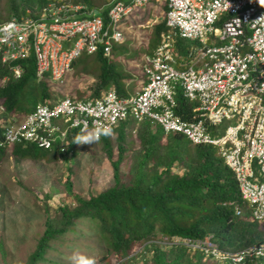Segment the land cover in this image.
I'll return each mask as SVG.
<instances>
[{"label":"built area","instance_id":"obj_1","mask_svg":"<svg viewBox=\"0 0 264 264\" xmlns=\"http://www.w3.org/2000/svg\"><path fill=\"white\" fill-rule=\"evenodd\" d=\"M148 0H109L105 16L82 3L51 0L33 15L0 17V62L9 78L21 76L18 59L32 55L37 76L62 81L81 54L107 55L122 38L120 19ZM166 31L142 56L145 83L129 97L113 89L94 98L64 95L34 105L20 121L4 125L3 139H29L49 147L67 125L98 132L132 116L177 131L193 144H213L232 169L238 191L254 219L264 220V3L261 0H163ZM29 10L26 9V12ZM174 36L195 41L180 56ZM174 37V38H173ZM15 61V62H14ZM195 102L190 118L174 111L176 86ZM0 109L2 105L0 103ZM12 120V119H11ZM221 133H214V129ZM211 244L210 251L219 255ZM207 250V247L204 246ZM264 255L263 245L234 253Z\"/></svg>","mask_w":264,"mask_h":264},{"label":"trees","instance_id":"obj_2","mask_svg":"<svg viewBox=\"0 0 264 264\" xmlns=\"http://www.w3.org/2000/svg\"><path fill=\"white\" fill-rule=\"evenodd\" d=\"M47 1L51 0H5L3 16L18 18L22 14L33 15ZM76 1L88 7L92 5L90 0H73ZM149 6H144V12L139 17L141 23L150 13ZM163 6L165 9V3ZM100 13L104 17L105 9ZM164 30L163 20L152 24L153 43L159 40L160 32ZM181 39L176 40L179 49ZM95 60L99 63V69L94 74L91 95L88 96H95L101 88L110 85L115 87L117 93L124 94V88L119 84L124 76L122 70L109 55H103L100 48L95 53ZM19 62L23 65L22 75L16 79L10 77L0 85V103L4 106L0 109V118L4 119L0 122V139L7 117L13 113L22 115L28 112L38 101L28 98L33 91L40 93L39 100L47 99L51 93L48 92L50 83L45 80L46 76L43 75L44 79L43 76H35L32 56ZM7 69L6 65L0 63V76L6 74ZM175 106L177 113L188 117L192 103H187L178 94ZM117 135L121 138L122 131L118 130ZM77 136L75 130L69 131L68 142L63 149H60L59 141L48 150L39 149L28 142L0 145V158L7 147L8 152L16 157L38 159L52 152L66 154L76 144L73 141ZM136 136L139 148L133 155L129 178L121 181L117 176V160H111L113 185L87 197L73 193L75 203L72 206L62 204L58 206L56 218L46 216L34 247L22 264H35L43 260L49 241L81 218L92 221L105 252L121 257L128 255L133 240L148 239L156 233L168 238L179 236L190 239H202L210 234L218 247L231 251L264 242V222L251 217L250 210L239 196L230 169L214 147L190 144L179 133L163 134L158 126L151 127L147 122L140 124ZM106 138L100 136L105 144ZM117 147L122 150V143ZM173 166L177 169H173ZM64 185L67 191L71 190L68 177ZM236 206L240 208L239 213L235 212ZM139 255L144 258L143 264H203L200 259L205 258L198 248L190 249L182 243L144 244ZM205 259L219 264L207 257ZM245 264H264V258L246 260Z\"/></svg>","mask_w":264,"mask_h":264},{"label":"rangeland","instance_id":"obj_3","mask_svg":"<svg viewBox=\"0 0 264 264\" xmlns=\"http://www.w3.org/2000/svg\"><path fill=\"white\" fill-rule=\"evenodd\" d=\"M107 1L90 0L91 6L105 5ZM148 4L152 19H162L164 2L149 0ZM4 5L5 0H0L1 16L5 15ZM143 12L144 7L134 6L120 20L124 37L120 41L112 42L109 54L123 72L124 76L119 84L127 95H131L144 82L142 55L153 46L152 23L149 26L141 25L140 22L139 17ZM144 22H147V18ZM181 42L182 48L180 47L179 52L183 57L186 54L182 51L193 41L181 39ZM98 69L99 63L95 60V54H82L62 81H49L50 98L64 95L84 98L87 94L91 95L94 74ZM45 80H49V77L46 76ZM28 98L35 102L39 100L40 93L33 91ZM138 125L139 122L131 120L117 123L113 129L114 134L107 136L106 144L100 138L92 144L73 143L69 152L62 155L52 152L43 158L33 159L13 156L8 152V147L5 149L0 158V264H22L27 260L43 229L45 217L56 218L59 213L58 206L62 204L72 206L75 203L73 193L87 197L113 185L111 160H117V176L120 180L129 178L132 158L139 148L136 136ZM118 130L123 131L121 138L117 137ZM88 134L85 131L78 136ZM182 137L188 142L186 137ZM119 143L123 145L122 150L117 147ZM177 167L180 168L178 164ZM173 169L177 168L173 166ZM66 177L71 182L70 191L64 185ZM178 240L177 237L170 239L156 233L149 239L134 241L128 255L120 257L119 254L105 252V246L100 241L92 221L81 218L61 235L52 238L44 259L35 264H75L74 255L83 257L81 264H88L90 260L95 264H143L144 258L139 255V251L145 243L170 244ZM200 260L203 264H213L203 257Z\"/></svg>","mask_w":264,"mask_h":264},{"label":"clouds","instance_id":"obj_4","mask_svg":"<svg viewBox=\"0 0 264 264\" xmlns=\"http://www.w3.org/2000/svg\"><path fill=\"white\" fill-rule=\"evenodd\" d=\"M64 1H67V0H64ZM163 1V0H162ZM72 3H82V4H84L87 8H94L95 9V11H97L98 9V7L100 8V12H101V10H104L105 9V13H106V9H107V7H108V2H109V0L106 2V4L105 5H93V6H91V7H88L85 3H83V2H80V1H76V2H73V1H71ZM148 2H149V0L145 3V5H147L148 4ZM164 2V1H163ZM165 3V2H164ZM261 3H264V0H261ZM145 5H143V6H139V7H144ZM165 8H166V5H165ZM164 11H165V9H164ZM28 13H29V11H28ZM129 14V13H128ZM127 14V15H128ZM127 15H125V16H123L122 18H124V17H126ZM0 17L1 18H3V17H5V16H1V14H0ZM121 18V19H122ZM120 19V20H121ZM149 20V21H148ZM160 20H163L164 21V13H163V15H162V19H160ZM157 21H159V20H156V18L154 17L153 19H152V17H151V14L149 13V16L147 17V22H144V23H141V25H148L149 24V26L151 25V23L153 24V23H155V22H157ZM165 25V24H164ZM118 28L121 30V27H120V21H119V23H118ZM166 26H165V30L164 31H162V32H160V35L162 34V33H164L165 31H166ZM121 32H122V30H121ZM123 37H124V35H123V33H122V38L120 39V40H122L123 39ZM175 37V38H174ZM173 38H174V40H173V48H174V50L178 53V55H180V56H182L181 54H180V49L178 48V46H177V44H176V40H177V38H180V37H177V36H174ZM152 39V38H151ZM159 39H160V37H159ZM183 39H185V38H183ZM119 40V41H120ZM159 41V40H158ZM158 41H156V42H154L152 45V47H151V49H149L148 50V52L147 53H150L151 52V50L153 49V47H154V45L158 42ZM193 41V40H192ZM116 42V41H115ZM195 43V41H193V43L192 44H194ZM192 44H190V45H192ZM98 50V49H97ZM96 50V51H97ZM110 51H111V49H110ZM110 51H109V53L107 54V55H109L110 54ZM96 53V52H95ZM95 53H93V54H95ZM102 53V52H101ZM144 54H146V53H144ZM183 54H185V51H184V53ZM82 55V54H81ZM80 55V56H81ZM85 55H91V54H85ZM30 56H32V55H30ZM80 56H78L77 58H79ZM143 56V55H142ZM29 57V56H28ZM27 57V58H28ZM76 58V59H77ZM24 59H26V58H24ZM24 59H18V60H16V61H19V60H24ZM32 59H33V57H32ZM76 59H75V61H76ZM33 61H34V59H33ZM75 61H73L72 62V64H71V69H72V67H73V64L75 63ZM15 62V61H14ZM1 63V62H0ZM2 64V63H1ZM4 65H6L7 66V68H8V65L7 64H4ZM23 66V65H22ZM34 68H35V64H34ZM141 70H142V66H141ZM70 71V70H69ZM23 72V71H22ZM6 74H8V69H7V73ZM2 75H5V74H2ZM1 75V76H2ZM22 75V74H21ZM42 75H46V74H42ZM0 76V77H1ZM35 76L36 77H39V76H37V74H36V71H35ZM46 76H48V75H46ZM20 77V76H19ZM18 77V78H19ZM41 77V76H40ZM49 77V76H48ZM145 77V76H144ZM10 78V77H9ZM8 78V79H9ZM12 78V77H11ZM7 79V80H8ZM14 79H16V78H14ZM145 79V78H144ZM49 81H52V80H50L49 79ZM6 82V81H5ZM144 83H145V80H144V82L141 84V85H139L137 88H135L134 90H133V93L131 94V95H133L134 94V92L136 91V90H138V89H140V87L142 86V85H144ZM108 89H113V91L115 92V94L117 95V96H122V97H129V96H131V95H127L126 94V92H124V94H119V93H117V91L115 90V87L113 86V85H110V86H107V87H105V88H101L100 90H99V93L97 94V95H95V96H88V94L86 95V97H84V98H94V97H97V96H100L101 94H102V91H106V90H108ZM125 91V90H124ZM175 93H174V98H175V105H176V96L179 94L180 95V97H182L184 100H186V102L187 103H192V106H194V104H195V102L193 101V100H188L187 98H185L183 95H182V90H181V87L178 85V86H176L175 87V91H174ZM70 96V95H69ZM62 97V96H61ZM71 97H73V96H71ZM56 98H60V97H55V98H50V96L46 99H43V100H38V101H36L35 102V104L36 103H38V102H42V101H46V102H50L52 99H56ZM34 104V105H35ZM1 105H2V103H1ZM192 106H190V108H189V115H188V117H183V118H190V110H191V107ZM34 107V106H33ZM175 107L176 106H174V111H175ZM4 108V106L2 105V109ZM30 111V110H29ZM176 112V111H175ZM27 113V112H26ZM26 113H24V114H15V113H13V114H11V115H9L7 118V120H6V123H5V125H7L10 121L12 122H17V121H20L21 119H22V117L26 114ZM177 113V112H176ZM177 114H179V113H177ZM180 115V114H179ZM181 116V115H180ZM182 117V116H181ZM12 119V120H11ZM1 120H4L3 118H0V121ZM129 120H131V121H133V122H136V123H138L139 122V125H138V128H139V126H140V124L142 123V122H147V123H149L150 124V126H152V125H154V126H158L159 128H160V130L163 132V134H166V133H179V132H177V131H164L163 129H162V127L159 125V124H157V123H155V122H150L149 120H147V119H139V120H137L136 118H134V117H132V116H127L126 118H124V119H121V120H118V121H116L114 124H112L111 125V127H103V128H101L98 132H96V130L95 129H91L90 127H88V128H86V129H84V130H82V131H80L79 129H78V127H70V126H68V124H67V122H65V124L64 123H61V119H59L58 117H54V118H51V121L54 123V124H57V125H61L62 127H65L66 125H67V129H66V131H65V135H64V137L62 138V139H59V138H55L53 141H51V145L49 146V147H40V146H38L34 141H32V140H29V139H19V140H14V141H7V140H4L3 139V134H2V132H3V130H4V128L2 129V131H1V139H0V145H4V144H12V143H14V142H28V143H32L35 147H37V148H39V149H42V150H48V149H50L51 147H52V145H54V143L56 142V141H59L60 143H61V146H60V149H63V148H65L66 147V145H67V140H68V133H69V131H73V130H75L77 133H78V135L80 134V133H83V132H85V131H88V135H84V136H77L76 138H75V140L73 141V143H76V144H92V143H94V142H98V139L100 138V136H111V135H113L114 134V132H113V129H115V127H116V124L117 123H122V122H126V121H129ZM4 126V125H3ZM2 126V127H3ZM222 126H220L219 125V127L217 128V129H214L213 128V130H214V133L215 132H217L218 134L219 133H221V130H218L219 128H221ZM138 130V129H137ZM137 132V131H136ZM122 133H123V131H122ZM117 134H118V132H117ZM179 134H181V133H179ZM182 135V134H181ZM183 136V135H182ZM188 140V139H187ZM188 142L190 143V144H193V143H191L189 140H188ZM201 145H210V146H212V147H214V149L216 150V152H217V154L219 155V157H221V159H222V162L230 169V171H231V173H232V175H233V171H232V169L226 164V162H224V160H223V157L220 155V153L218 152V150H217V148L215 147L216 145H213V144H201ZM233 178H234V175H233ZM235 180V179H234ZM236 182V181H235ZM237 185V184H236ZM237 190H238V187H237ZM238 193H239V191H238ZM239 196H240V198H241V200L243 201V203L248 207V209L250 210V207H249V205H248V203H247V201L244 199V198H242L241 197V195H240V193H239ZM82 197H84V196H82ZM74 198V197H73ZM235 212L236 213H239L240 212V208L239 207H235ZM250 215H251V217L253 218V216H252V214H251V211H250ZM254 219V218H253ZM78 220V219H77ZM256 220V219H255ZM258 221V220H257ZM260 221H263L264 222V220H260ZM74 224V223H73ZM72 224V225H73ZM174 237H177L179 240L177 241V242H174V243H182V244H185V245H187L188 246V248H190V249H199V250H201L202 252H203V256L206 258H209V259H211V260H215V261H217L219 264H220V262H224L225 264H245V262H246V260H251V259H253V258H255V259H259V258H264V255H258V256H255V255H253V254H247V253H245L243 256H242V258L240 259V260H238V261H234L232 258H231V255L232 254H234V253H239L240 252V250H242V249H244V248H246V247H250V246H253V245H263L264 246V242H259V243H254V244H250V245H246V246H243V247H241V248H239V249H237V250H224V249H221L220 247H218L217 246V244L210 238V234H206V235H204V237L202 238V239H198V238H194V239H190V238H181V237H179V236H173V237H171L170 239H172V238H174ZM147 239V238H146ZM149 239V238H148ZM137 240H145L144 238L143 239H135V240H133L132 241V243L134 242V241H137ZM210 243H212V245L219 251V255H215L214 253H212L211 251H210V248H211V244ZM146 244V243H145ZM172 244V243H171ZM204 246H206L207 247V250H205L204 249ZM121 257V256H120ZM73 259H74V261H75V264H81V262H82V260H83V257H79V256H76V255H74V257H73ZM88 264H95V262L94 261H88Z\"/></svg>","mask_w":264,"mask_h":264}]
</instances>
